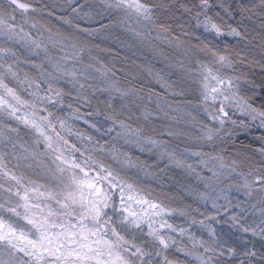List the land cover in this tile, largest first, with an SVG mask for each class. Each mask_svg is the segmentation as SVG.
<instances>
[{"label":"snow or ice","instance_id":"snow-or-ice-1","mask_svg":"<svg viewBox=\"0 0 264 264\" xmlns=\"http://www.w3.org/2000/svg\"><path fill=\"white\" fill-rule=\"evenodd\" d=\"M43 8L50 16L70 9V18L60 19L72 31L53 33L36 20V0H0V264H179L169 258L177 253L185 264H264V145L247 172L237 163L252 159L241 156L243 148L231 161L225 158L239 130L256 121L264 128V107L247 95L257 85L238 73L242 54L233 59L208 39L243 38L228 21L254 10L264 17V0H67ZM114 27L162 58L159 69L142 68L147 84L133 76L132 86L121 87L127 76L118 78L91 55L90 41L82 37H103ZM21 63L36 76L24 72L21 78ZM192 84L207 122L193 114L198 108L185 111ZM99 96L103 110L82 112ZM177 99L185 100L183 106ZM65 107L67 115H58ZM230 110L247 121L232 119ZM72 120L102 135L74 128ZM182 123L198 130L193 134L178 127ZM136 153L149 155L153 164ZM169 167L203 182L196 200L204 212L174 207L146 185ZM233 188L246 199L233 204ZM249 234L259 237V249L248 246Z\"/></svg>","mask_w":264,"mask_h":264},{"label":"trees","instance_id":"trees-1","mask_svg":"<svg viewBox=\"0 0 264 264\" xmlns=\"http://www.w3.org/2000/svg\"><path fill=\"white\" fill-rule=\"evenodd\" d=\"M32 2V0H29ZM67 0H36V6L38 9H41L39 15L35 18L41 23L45 24L46 27H51L53 33H55L56 28H60L64 34H68L72 31L69 25H66L62 22L60 17L68 16L70 18L71 10L68 9L67 12L61 11L59 8L55 9V15H49V9L43 8L44 4H65ZM91 3L92 0H89ZM239 2V0H237ZM246 4H259V0H243ZM258 10H254L253 13H245L243 17L240 15H236L233 20L228 21L233 25V27H237L238 30L242 33L243 38L241 37H209V41L213 44V46L218 47L221 51H227L232 54L233 59H239L236 56V53L239 52L242 54L244 63L237 64L236 68L238 69L239 74L246 75L248 79L257 85L254 90V94L252 92L247 93V95L252 96V103L256 107H264V87H260L264 85V17L254 14ZM249 16L251 18H249ZM19 15H17L16 23L20 24ZM80 23L81 27H88L87 23L84 21H74V23ZM93 27H98V25H93ZM25 30H29L27 26H25ZM33 31V35H36V31ZM45 37H47V33H45ZM90 41L91 47V55L98 58L103 65H106L113 69L116 72L118 78H123L127 76V79L120 80L121 87H130L128 81L132 79L133 76L137 77L138 81L143 82L145 84L148 83L145 72L142 68L147 67L149 64L154 66L156 69L161 67L162 58L158 57L153 53L152 50L146 43H141L135 39H133L130 32H128L125 28L114 27L110 28L107 32L103 34V37H82ZM151 39V38H149ZM47 42V40H45ZM159 43V42H157ZM99 45V48L94 47L93 45ZM22 52L23 50L20 49ZM24 56H21V60H24ZM175 59V57H173ZM32 59H35L33 57ZM88 60V54H85V61ZM95 63V61H93ZM71 67V64H69ZM20 68L22 69L21 78H23V73L26 72L30 78H34L36 76V71L29 64H20ZM9 83L13 87H17L20 89L19 85H16L15 82L9 81ZM150 87L155 88L157 92L161 91L156 85H149ZM21 95L25 98H29L26 92L21 90ZM169 99H174L169 97ZM104 100L103 96H99L98 98L93 99L92 107L82 109V112L91 111L97 107L104 109V104L101 103ZM187 101H191L190 107H195L198 105L199 98L197 96V88L194 84H192L188 88V93L185 98ZM185 100L177 99L175 102L180 103L183 106ZM68 101L66 100V103ZM175 106V104H174ZM199 106V105H198ZM150 108H155V105H149ZM68 113V109L65 107L63 112H57L60 116H66ZM175 115V114H173ZM198 118V117H197ZM201 120V118H198ZM74 125V128H78L83 132H86L89 135L94 137H99L102 133H97L95 130L89 128L87 124L84 123L83 120H72L70 121ZM178 127H183L185 130L191 131V125L180 124ZM195 134V133H193ZM263 135L260 134H252L251 136H244L236 139L235 146L232 143H228L226 147L228 148V152L225 153L226 157L233 159L236 157V152L238 149L243 148L244 151L241 153V156L251 157V160H243L238 159L241 169L246 172L248 167L257 164L260 160L258 149L262 145H264V140H261L260 137ZM73 143H77L75 138H70ZM103 142V140L101 141ZM255 154V155H253ZM139 155L141 160L147 161L150 165L153 164V159L147 154L136 153ZM35 167V165H34ZM163 167V165H161ZM37 171L39 169L37 168ZM32 175L31 173H29ZM157 175L160 177L159 181H155L149 179L146 181V185L153 189L154 195H166L170 198L172 202V206L174 207H183L185 205H191L192 208H200L201 212L205 211L204 206L201 203H198L196 200V191L198 190L199 185L196 182V178L194 174H189L183 169L169 167L164 170V172L157 171ZM37 177L33 175V179ZM40 182H45L43 179ZM189 186L193 189V192L190 194L188 191ZM196 215V213H193ZM200 218V217H197ZM181 221L177 218L175 221L178 224H183L182 218ZM195 231V229H193ZM172 260L178 262H184V259L177 254L170 255L169 257Z\"/></svg>","mask_w":264,"mask_h":264},{"label":"rangeland","instance_id":"rangeland-1","mask_svg":"<svg viewBox=\"0 0 264 264\" xmlns=\"http://www.w3.org/2000/svg\"><path fill=\"white\" fill-rule=\"evenodd\" d=\"M224 37H227V36H224ZM216 38H221V37H216ZM195 85V84H194ZM196 86V88H197V85H195ZM197 96H198V98H199V94H198V92H197ZM198 105H199V102H198ZM195 106L196 108H198L199 109V112L198 113H196V112H194L193 114L194 115H197V117L198 118H201V120H204L205 122H207V120H206V117L204 116V114H203V111H202V107L199 105V106ZM189 110H191V107L189 108V109H185V111H189ZM173 114H175V113H173ZM229 115L230 116H232V119H235V120H237V121H240V120H246L247 121V118L246 117H243V116H241L239 113H235V114H233V111L232 110H230L229 111ZM258 124H259V121H256V122H254V123H249V128L247 129V130H239L238 131V133H237V135H238V137L240 138V137H244V136H251L252 134H260V135H263L264 136V128H259L258 127ZM226 127H231V125H226ZM190 130L191 131H193V133H195V131H197L198 129H196V130H194V129H192V128H190ZM237 138L234 136L233 137V140H236ZM230 143V142H229ZM193 150L195 151V150H199V149H197V148H193ZM204 151H209L210 149L209 148H207V147H205L204 149H203ZM217 151H219V149H217ZM213 154H215V153H213ZM225 158H226V160H228V161H231V159L230 158H228V157H226V155H225ZM234 158H236V157H234ZM195 161V158H193V162ZM237 163H238V165H239V170H242L241 168V166H240V164H239V162L237 161ZM197 171H200V169L198 168L197 169ZM243 171V170H242ZM248 171V170H247ZM246 171V172H247ZM204 176H208L209 175V173L207 172V171H204L203 173H202ZM195 175V174H194ZM195 178H196V182H198L197 184L199 185V187H198V192H204V185H203V182H201V181H199L198 179H197V177H196V175H195ZM233 181H231V180H225L224 181V184L226 185V184H229V183H232ZM41 183H44V182H41ZM214 187L216 188V191L218 192L219 191V187L218 186H215L214 185ZM196 191V192H197ZM230 198H232V200H233V204H235V202H236V198H239V199H241V200H244V199H246L244 196H243V192H240V193H237L236 192V190L233 188V189H231L230 190ZM198 203H201V202H198ZM220 203H223V201L221 200L220 201ZM202 204V203H201ZM203 205V204H202ZM209 207H210V205H209ZM179 219V221H181V219L180 218H178ZM183 220V219H182ZM176 221H178V220H176ZM245 239H247L248 241H249V247L251 248L252 246H253V244L255 245V248L256 249H259L260 248V239H259V237H252L250 234L249 235H247L246 237H245ZM177 256H180L181 258H183L184 259V262H185V257L183 256V254H179V253H177ZM175 261V260H174ZM179 264H185V263H183V262H179ZM193 264H194V262H193Z\"/></svg>","mask_w":264,"mask_h":264}]
</instances>
